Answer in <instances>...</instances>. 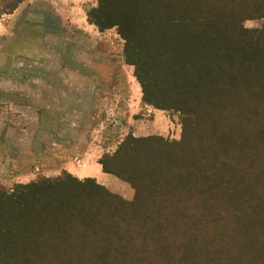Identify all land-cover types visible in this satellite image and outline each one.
Masks as SVG:
<instances>
[{"label":"trees","instance_id":"obj_1","mask_svg":"<svg viewBox=\"0 0 264 264\" xmlns=\"http://www.w3.org/2000/svg\"><path fill=\"white\" fill-rule=\"evenodd\" d=\"M22 0H16V6ZM264 0H98L142 100L182 114L180 141L127 135L94 178L0 182V264H264ZM108 189V188H107Z\"/></svg>","mask_w":264,"mask_h":264},{"label":"rangeland","instance_id":"obj_2","mask_svg":"<svg viewBox=\"0 0 264 264\" xmlns=\"http://www.w3.org/2000/svg\"><path fill=\"white\" fill-rule=\"evenodd\" d=\"M15 3L16 0H0V37H6L0 41V72L3 73L0 74V182L12 188L40 177L57 178L66 174L85 180L87 178H80L67 170L56 174L43 170L47 167H42V159L33 155L34 169L29 173V180L21 182L23 178L19 176L27 175L29 170H15L10 162L16 151L30 147L38 154L43 143L41 139L52 140L37 123V110L44 104L41 90L37 88L40 83H59L64 90L60 88L58 93L66 101L78 98L81 103L89 104L92 95L78 90L75 84L90 81V66L96 65L94 55L98 51L107 55L112 53L114 57L122 55L126 63L125 40L116 27L99 31L95 24L88 22V12L98 6V0H22L17 6ZM72 4L74 9L70 8ZM85 21L95 33L80 26ZM242 24L258 33L264 27V17L255 16ZM91 37H106V40L97 44L98 38L94 40ZM8 50L11 54L7 53ZM130 66L133 71L123 70V77L126 82L130 81V85L135 82L142 92L134 74L135 67ZM48 92L50 96L56 93L51 88ZM155 111L161 113L159 122H155L154 114L158 113ZM130 116L129 122L118 117L107 121L101 139L104 148L109 149L105 154H111L118 142L130 134L137 137L160 136L171 142L182 138V114L179 111L158 108L142 100L137 111L134 114L130 112ZM36 165L40 166L39 170ZM103 188L115 194L105 186ZM133 190L132 198L118 196L127 201L134 200L136 194Z\"/></svg>","mask_w":264,"mask_h":264},{"label":"crops","instance_id":"obj_3","mask_svg":"<svg viewBox=\"0 0 264 264\" xmlns=\"http://www.w3.org/2000/svg\"><path fill=\"white\" fill-rule=\"evenodd\" d=\"M70 8L74 9L75 6L72 4ZM80 26L95 33L86 21L81 22ZM4 38L6 37H0V41ZM91 38L94 40L98 38L97 44L106 40V37ZM7 53L11 54V51L8 50ZM108 54L96 52L94 55L96 65L90 66L92 74L90 81L75 84L78 90L92 95L89 104L81 103V99L78 98H69L66 101L58 93V89L64 90L59 83L42 82L40 87H37L41 90L44 103L37 110V123L44 134L52 140L42 138L43 143L38 154H35L30 147L15 152L10 162L12 167L15 170H29L27 175L19 176L23 178L20 179L21 182L29 180V173L34 169L35 163L33 155H38L42 159V167H47L42 169L50 170L52 174L67 170L80 178H94L98 183L125 198L133 197L134 190L128 182L104 170L100 159L109 149L104 148L101 139L107 121L115 120H112V117L129 122L130 112L134 114L142 103V92L135 82L130 85V81L126 82L123 77L124 72L133 71L131 66L123 61V56L114 57L112 53ZM48 88L56 93H51L50 96ZM54 94L56 96H53ZM154 115L155 122H159L161 113ZM36 167L40 169L39 165Z\"/></svg>","mask_w":264,"mask_h":264}]
</instances>
